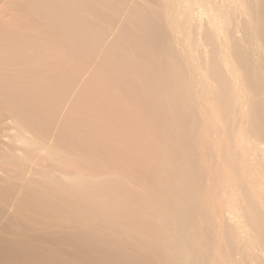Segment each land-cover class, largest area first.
<instances>
[{
  "label": "bare ground",
  "instance_id": "bare-ground-1",
  "mask_svg": "<svg viewBox=\"0 0 264 264\" xmlns=\"http://www.w3.org/2000/svg\"><path fill=\"white\" fill-rule=\"evenodd\" d=\"M0 5V264H264V0Z\"/></svg>",
  "mask_w": 264,
  "mask_h": 264
},
{
  "label": "rangeland",
  "instance_id": "rangeland-1",
  "mask_svg": "<svg viewBox=\"0 0 264 264\" xmlns=\"http://www.w3.org/2000/svg\"><path fill=\"white\" fill-rule=\"evenodd\" d=\"M1 6V5H0ZM231 15H233V14H231ZM232 19L234 20L235 19V21H241L242 19H240L239 17H236V16H232ZM235 27V25L232 23V26H230V28L232 29V28H234ZM199 62V63H198ZM196 63L197 64H201V60H197L196 61ZM202 65V64H201Z\"/></svg>",
  "mask_w": 264,
  "mask_h": 264
}]
</instances>
